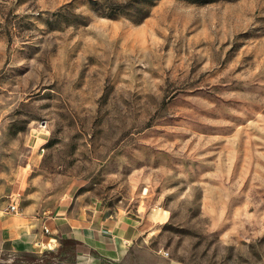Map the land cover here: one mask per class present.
<instances>
[{
  "label": "rangeland",
  "instance_id": "rangeland-1",
  "mask_svg": "<svg viewBox=\"0 0 264 264\" xmlns=\"http://www.w3.org/2000/svg\"><path fill=\"white\" fill-rule=\"evenodd\" d=\"M11 202L136 221L176 264H264V0H0Z\"/></svg>",
  "mask_w": 264,
  "mask_h": 264
},
{
  "label": "crops",
  "instance_id": "crops-1",
  "mask_svg": "<svg viewBox=\"0 0 264 264\" xmlns=\"http://www.w3.org/2000/svg\"><path fill=\"white\" fill-rule=\"evenodd\" d=\"M107 220L75 203L34 217L2 208L0 252L36 251L41 245L58 246L71 239L75 241L74 264H176L151 244L153 231L133 220Z\"/></svg>",
  "mask_w": 264,
  "mask_h": 264
},
{
  "label": "built area",
  "instance_id": "built-area-1",
  "mask_svg": "<svg viewBox=\"0 0 264 264\" xmlns=\"http://www.w3.org/2000/svg\"><path fill=\"white\" fill-rule=\"evenodd\" d=\"M3 209H4L6 212H9V213H15V212H17V210H18V208H17V204H16L15 202H11V203H9V204H8L7 206H5ZM44 231L47 232L48 229H47L46 227H44ZM160 252H162V254H163L164 256H168V252H167V251H165V250H161V249H160Z\"/></svg>",
  "mask_w": 264,
  "mask_h": 264
},
{
  "label": "trees",
  "instance_id": "trees-1",
  "mask_svg": "<svg viewBox=\"0 0 264 264\" xmlns=\"http://www.w3.org/2000/svg\"><path fill=\"white\" fill-rule=\"evenodd\" d=\"M62 243L63 244H67V243H69V244H75V241L74 240H71V239H64V240H62Z\"/></svg>",
  "mask_w": 264,
  "mask_h": 264
}]
</instances>
